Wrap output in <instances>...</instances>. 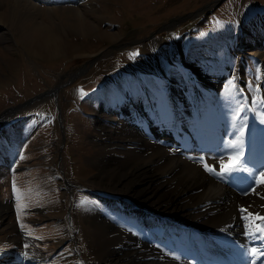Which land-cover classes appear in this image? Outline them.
<instances>
[{
	"label": "rangeland",
	"instance_id": "obj_1",
	"mask_svg": "<svg viewBox=\"0 0 264 264\" xmlns=\"http://www.w3.org/2000/svg\"><path fill=\"white\" fill-rule=\"evenodd\" d=\"M11 3L0 0V10L9 13ZM20 7L18 22L28 17L22 30L9 25L8 15L0 22V264H110L105 256L120 243V233L136 239L137 227L148 229L147 223L160 239L162 215L104 175L101 152L108 146L101 133L123 132L125 110L134 111L131 121L141 125L144 108L161 116L156 104L184 100L189 92H200L199 107L205 108L212 91L206 94L204 83L216 77L229 120L249 134L264 133V0H20ZM38 25L37 46L24 36ZM49 32L55 51L43 41ZM183 107L176 111L182 131L161 121V132H175L165 137L169 143L187 139L186 124L197 130L199 114ZM212 128L204 129L208 140L226 158L237 131L218 132L215 140ZM154 138L162 147L159 135L148 139ZM185 151L194 162L207 160L191 147ZM123 153L121 160L131 158ZM259 158L264 162L263 154ZM241 161L255 172L231 173L225 184L236 194L253 190L257 169H264ZM249 213L244 210L248 229Z\"/></svg>",
	"mask_w": 264,
	"mask_h": 264
},
{
	"label": "bare ground",
	"instance_id": "obj_2",
	"mask_svg": "<svg viewBox=\"0 0 264 264\" xmlns=\"http://www.w3.org/2000/svg\"><path fill=\"white\" fill-rule=\"evenodd\" d=\"M19 7L20 0H12L9 13L5 12L7 8L0 10V22H4L8 15L9 21L7 22L12 28L24 27L28 17L21 15L19 19L22 25L18 22ZM38 26L33 34L28 33V36H24L25 40L28 38L29 42L37 46L40 45L37 39L43 29ZM55 39V36L50 32L43 35V41H47V49L52 47L54 51L56 50L58 43L54 41ZM234 39L236 38L234 37ZM228 45L227 43L225 46L227 49ZM204 84H206L205 87L207 86L204 89L206 94L210 90L212 91L210 99L206 101L208 106L205 108L199 107L198 95L200 92H187L188 96L184 100L174 96L171 98L174 103L156 104L161 113H165L161 116L157 117L153 108H144L145 113L141 114V117L146 118V121L143 124L140 123L142 126L134 120L131 121L136 116L130 109L127 111L131 114L126 110L122 114L126 118L123 123L126 125L123 132L104 133V129L101 133L103 144L108 146L106 151L102 150L103 152H101V155L104 153L106 155L104 157L107 159L105 169H103L107 182L117 184L116 187H127V192L131 195L129 197L141 206H148L152 212L161 214L163 226L157 230V233L160 239L168 240L167 243H162L160 248H156L152 239L154 228L150 223H147L148 229L139 230L137 227L136 239L128 231L127 233H123V231L120 233V243L114 244L111 247V252L105 256V260H108L110 264H203V260L209 264L208 261L213 258L215 253L217 256H233L240 264H263L264 256L253 255L251 258V250L256 249L258 252H264V239L256 230V225L264 223L256 218L264 217V183H260V175L264 169H257L255 178L258 180L254 181L255 188L253 190L236 194L229 189L230 186L225 184L232 178V174L223 180L211 176L203 169L202 163L189 159L185 150L191 147L197 153H204L207 156L205 163L211 166H214L217 161H224L227 164L230 162L231 156L242 153L241 160H251L252 165L259 164L258 166L263 167L264 162L259 156L264 155V133L254 131L253 134H249L247 126L244 127L243 142L238 147L227 148L226 158H222V148L209 142V133L204 129L212 126L211 134L215 140L219 138L218 132H223L222 135L224 132L230 135L229 131H237L232 135V141H236L242 126L240 122L229 120V113L221 108L218 79L215 77L213 82ZM195 88L197 87L195 86ZM181 94L183 93L180 90ZM245 96L243 97L246 98ZM210 100L212 101L210 102ZM181 104H185L183 108L187 110V114L191 112L199 114L193 119L197 130L190 131L192 125L186 124L185 128L189 132L185 133L187 139L183 142L187 144L181 143L179 139L169 143V139L165 137L174 135L175 132H171V134L161 132L160 128L163 125L161 121L171 122L172 130L182 131L184 127L179 124L180 121L176 116V111L180 112L177 108H181ZM244 104L245 102L242 105ZM169 108L173 110L170 111ZM240 109L243 111L242 107ZM224 122H226L225 125L222 124ZM220 124L224 128L220 127ZM215 126H218V131ZM150 134L161 137L159 142L162 147L156 144V138L152 141L148 139ZM197 135L205 136V138L199 140L196 138ZM210 144L212 145L209 146ZM125 151L130 154L131 158L123 161L119 155ZM112 159L119 163L113 166L110 164ZM215 169L219 171L220 164L217 163ZM254 172L253 169L251 173L254 174ZM100 180L102 181V177ZM243 204L247 208L239 209ZM248 208L251 215H248L249 218H244V220L250 229L243 224L244 210L247 211ZM149 222L152 221L149 220ZM182 241L184 242L182 243ZM100 255L101 253L98 257ZM216 264L222 263L218 260Z\"/></svg>",
	"mask_w": 264,
	"mask_h": 264
},
{
	"label": "snow or ice",
	"instance_id": "obj_3",
	"mask_svg": "<svg viewBox=\"0 0 264 264\" xmlns=\"http://www.w3.org/2000/svg\"><path fill=\"white\" fill-rule=\"evenodd\" d=\"M218 23V22H217ZM137 53H130L129 57L133 58ZM229 88H235L236 85L233 83V81H228ZM249 87H251V84H249ZM260 123L264 124V113L259 114ZM244 136V129L241 128L239 132V136L237 137L236 141L231 142L229 145L230 147H238L243 141L242 138ZM241 155L242 153H237L234 156H231L229 158L230 162L225 163L224 161L220 162V170L217 171L214 167L204 162V157H200V162L203 164V167L205 171L209 172L212 175L217 176L219 179L223 180L229 176V174L233 172H251V169L244 167L243 162L241 161ZM262 179L260 180V183H264V172L261 173ZM251 215V214H249ZM249 217L246 216L245 219H248ZM257 219L264 222V217H256ZM256 230L261 234V238L264 239V223L261 225H256ZM27 247V246H26ZM251 254L254 256H264V252H258L256 249L251 250Z\"/></svg>",
	"mask_w": 264,
	"mask_h": 264
},
{
	"label": "water",
	"instance_id": "obj_4",
	"mask_svg": "<svg viewBox=\"0 0 264 264\" xmlns=\"http://www.w3.org/2000/svg\"><path fill=\"white\" fill-rule=\"evenodd\" d=\"M2 116V115H1ZM2 120V117H0V121Z\"/></svg>",
	"mask_w": 264,
	"mask_h": 264
}]
</instances>
